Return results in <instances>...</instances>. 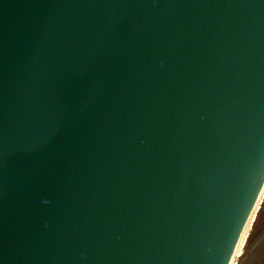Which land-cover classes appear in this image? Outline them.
<instances>
[{
  "label": "water",
  "instance_id": "obj_1",
  "mask_svg": "<svg viewBox=\"0 0 264 264\" xmlns=\"http://www.w3.org/2000/svg\"><path fill=\"white\" fill-rule=\"evenodd\" d=\"M264 190V0H0V264H235Z\"/></svg>",
  "mask_w": 264,
  "mask_h": 264
},
{
  "label": "rangeland",
  "instance_id": "obj_2",
  "mask_svg": "<svg viewBox=\"0 0 264 264\" xmlns=\"http://www.w3.org/2000/svg\"><path fill=\"white\" fill-rule=\"evenodd\" d=\"M243 251L235 264H264V197L243 243Z\"/></svg>",
  "mask_w": 264,
  "mask_h": 264
},
{
  "label": "bare ground",
  "instance_id": "obj_3",
  "mask_svg": "<svg viewBox=\"0 0 264 264\" xmlns=\"http://www.w3.org/2000/svg\"><path fill=\"white\" fill-rule=\"evenodd\" d=\"M263 197H264V190H263L262 198H263ZM262 198H261V199H262ZM258 205H260V202L258 203ZM257 209H258V208H257ZM250 226H251V225H250ZM250 226L248 227V230H247V232H246V234H245V236H244V238H243V240H242V242H241V244H240V246H239V248H238L237 258H240V257L243 256V253H244V251H243V243H244V241H245V239H246V236L248 235V232H249Z\"/></svg>",
  "mask_w": 264,
  "mask_h": 264
}]
</instances>
